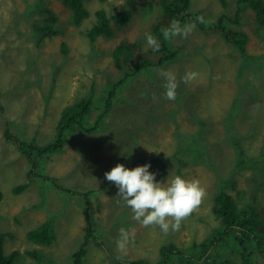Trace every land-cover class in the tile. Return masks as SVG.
I'll use <instances>...</instances> for the list:
<instances>
[{"label": "rangeland", "instance_id": "rangeland-1", "mask_svg": "<svg viewBox=\"0 0 264 264\" xmlns=\"http://www.w3.org/2000/svg\"><path fill=\"white\" fill-rule=\"evenodd\" d=\"M40 1L58 18L53 27L63 33L38 46V28L50 25L46 14L34 10ZM161 1H86L89 15L76 24L62 0H0V232L6 236V255L20 253L14 264H74V253L87 235L88 214L97 240L87 246L86 264L137 259L155 264L161 248L171 243L198 260V247L223 229L212 212L219 191L230 194L240 208L264 210V28L247 6L238 14L239 0H226L227 7L222 0H193L192 16L196 21L202 17L203 23L193 22L196 27L187 38H171L172 47L179 50L175 63L145 69L125 81L111 113L97 121L110 88L124 81L151 50L145 33L151 34L162 19ZM124 8L133 9L134 15L119 29L113 17ZM99 11L106 12L114 35L93 40L89 31ZM222 13L227 16L219 20ZM220 21L248 35L246 53L227 43L216 28ZM123 43L134 48L133 70L125 64L117 67L114 59ZM160 70L176 75L174 101L164 96ZM188 72L198 75L184 83L181 78ZM92 92L95 104L87 127L99 129L69 135L61 151L38 158L39 167L30 179L28 158L16 143L7 142L5 130L45 146L55 141L62 110ZM156 156L159 160L152 162ZM143 159L147 162L141 163ZM117 164L128 169L150 164L157 182L176 175L197 179L206 194L179 230L170 228L165 234L156 225L144 227L132 219L116 186L105 179ZM19 186L27 188L15 193ZM47 222L55 240L49 245L31 241L29 233ZM121 228L134 230L126 252L117 250ZM257 233H262L261 245L231 242L218 264H239L240 259L264 264V224ZM171 262L182 264L179 256Z\"/></svg>", "mask_w": 264, "mask_h": 264}, {"label": "trees", "instance_id": "trees-1", "mask_svg": "<svg viewBox=\"0 0 264 264\" xmlns=\"http://www.w3.org/2000/svg\"><path fill=\"white\" fill-rule=\"evenodd\" d=\"M90 0H62L63 4L72 11L73 21L81 23L82 20L88 17L89 12L85 7L84 3ZM107 1V0H102ZM193 0H162L161 9H162V19L152 27V35L157 37L161 43L160 50L158 52L146 51L141 57L137 64H135V69L133 72H129L124 81L119 84H115L110 88L109 96L106 102V107L101 114L97 117V121L101 123L111 112L114 99L117 95L120 86H122L125 81L130 80L131 78L137 76L141 71L150 68L156 67H165L169 64L175 63L178 58L179 50L172 47L171 40H164L161 29L168 27L170 21L173 19L179 20L181 25L186 22H197L196 19L192 16L191 5ZM224 5L227 7V1L222 0ZM239 8L237 9L238 14L242 15L244 13L243 6L253 9L256 12V17L258 24L261 28H264V0H239ZM35 12H43L46 14L48 23L47 27H39L41 33V38L38 40V46H40L46 38H53L57 35H61L63 32L53 27V23L58 22V18L51 14L50 10L45 7V4L40 1V4L35 5ZM133 9L124 8L121 12L116 14L113 19L117 23V27L123 28L132 21L133 19ZM150 11V8H145L143 11ZM227 14L222 13L219 17V20L222 17H226ZM97 22L94 24L92 29L89 31V37L95 40L97 37L105 35L109 38L114 35V30L111 27L110 19L106 15L105 11H99L97 13ZM239 18L236 19V23H239ZM224 21H220L219 25L216 27L220 29L225 35V39L230 46L236 47L242 54L247 52V45L249 42V37L246 33L241 31H235L232 28L224 25ZM203 23V22H202ZM199 22V24H202ZM205 23V22H204ZM143 45V43H142ZM142 45L139 47L142 48ZM66 48V46H65ZM67 53V48L65 49ZM135 51L132 46L129 44L123 43L119 45L114 51V59L116 61L117 67L121 68L123 64L127 65L131 70L134 61L132 56ZM128 70V71H130ZM133 70V69H132ZM95 104V95L94 92L90 93L87 98L79 100L76 103H73L69 106H66L60 115V118L56 125V138L54 142L48 143L45 146H39L35 143H28L25 140L15 136L11 133L9 128L5 130V139L7 142H14L17 144L21 153L26 156L29 160L31 170L28 173L29 178L35 177L34 172L39 167L38 158L46 154H53L55 152L61 151L65 144L67 143V138L69 135L77 134L79 130L95 133L99 126L88 128L87 118H90L93 106ZM0 110L3 112L4 108L0 106ZM105 125V124H104ZM231 141H233L231 139ZM236 142V141H234ZM240 145V144H239ZM237 147V142H236ZM238 149V154H240V149ZM243 156V155H242ZM241 156V157H242ZM159 157L152 159V162L158 161ZM147 161L143 159L141 163H146ZM179 163L182 162V159L178 160ZM50 179V178H49ZM27 187L19 186L14 191L15 193L23 192ZM1 199V193H0ZM254 205V204H253ZM256 206V205H254ZM212 212L217 216L223 225V229L217 232L213 237L208 241L203 242L198 247V260H192L188 253L185 250L177 247L175 244L171 243L164 245L160 250V259L155 264H172L171 258L174 256H179L181 258L182 264H195L199 262L200 264H218V261H222L223 250L229 248V243L238 242L241 246L248 241H258L261 245L260 235L262 233H257L260 224H264V210H261L259 206L257 209L253 206H247L240 208L234 198L227 194L226 191L221 190L214 198ZM88 218V229L87 235L84 243L81 247L74 253L73 261L74 264H86V257L88 255L87 246L91 240H97L95 236V230L91 222L90 215H87ZM52 224L49 222L45 223L41 228L33 230L29 233V239L38 244L49 245L55 240V236H50ZM5 234L0 232V264H14L20 253L18 251L6 255L5 253ZM99 246L102 244L98 243ZM29 255L34 258L38 256L36 251H29ZM248 255H246V259ZM226 264H231L225 262ZM234 261L232 262V264ZM124 264H154L148 262L146 259H137L134 261H129ZM239 264H249L245 259L241 260Z\"/></svg>", "mask_w": 264, "mask_h": 264}, {"label": "clouds", "instance_id": "clouds-1", "mask_svg": "<svg viewBox=\"0 0 264 264\" xmlns=\"http://www.w3.org/2000/svg\"><path fill=\"white\" fill-rule=\"evenodd\" d=\"M251 10L256 14L253 9ZM197 20L203 22L202 17H198ZM195 27V23L186 22L181 25L179 20L173 19L168 27L161 29V33L166 41L175 36L187 38ZM145 38L151 51L160 50L161 43L157 37L145 33ZM159 75L165 81L163 85L165 98L174 101L178 88L176 75L172 71L164 70H160ZM197 75L196 72H188L181 80L189 83L196 79ZM150 167V164H145L128 169L123 164H117L104 176L118 189L117 197L131 209L133 220L144 227L156 225L165 234L170 228L177 231L181 222L201 204L206 194L205 189L199 180H186L179 175L167 178L166 182H157L156 174L149 171ZM130 233L134 234V230L123 228L119 230V238L116 241L118 251L126 252L130 243Z\"/></svg>", "mask_w": 264, "mask_h": 264}]
</instances>
